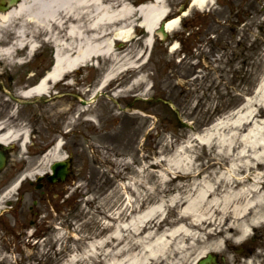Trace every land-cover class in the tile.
<instances>
[{
  "label": "rangeland",
  "instance_id": "rangeland-1",
  "mask_svg": "<svg viewBox=\"0 0 264 264\" xmlns=\"http://www.w3.org/2000/svg\"><path fill=\"white\" fill-rule=\"evenodd\" d=\"M189 2L167 0L172 12L187 8ZM184 26L187 33L182 37L157 34L144 50L147 63L116 78L89 106L74 110L67 99H52L42 104L44 120L36 128L25 120L1 122L13 131L34 134L27 144L31 148L20 150L16 144L8 152L0 174L2 193L37 169L56 140L62 142L60 155L72 157L73 169L53 195L33 190L28 180L35 176L24 178L5 198L13 203L19 199L15 215L0 202L5 227L0 226V264H66L88 253L96 239L162 208L160 201L165 206L174 197L185 201L183 206L166 207L162 230L172 225L179 210L196 201H214V192L210 197L207 192L216 178L214 142L210 144L207 132L238 118L242 106L263 96L264 0H212L201 12L188 13L179 33ZM5 37L4 45L10 44L11 33ZM35 43L34 53L18 51L0 61V75L37 68L43 76L52 64L54 47L41 35ZM143 49L139 43L130 46L126 58L135 59ZM101 62L94 68L93 60L73 75L75 80L89 78L83 88L90 93L110 66L108 59ZM34 199L38 202L32 215L27 208ZM201 228L203 239L210 240L214 223ZM252 233L241 244L230 243L224 253L211 252L218 261L223 258L218 264H264V226ZM108 259L95 260L103 264Z\"/></svg>",
  "mask_w": 264,
  "mask_h": 264
},
{
  "label": "bare ground",
  "instance_id": "bare-ground-1",
  "mask_svg": "<svg viewBox=\"0 0 264 264\" xmlns=\"http://www.w3.org/2000/svg\"><path fill=\"white\" fill-rule=\"evenodd\" d=\"M139 1L20 0L9 10L0 12V61L11 59L22 47H27L29 54L34 53L35 40L39 35L45 36L55 48L53 67L47 77L24 96L45 95L50 85L66 73L74 72L94 59H108L111 67L94 90L102 92L116 78L140 68L138 58L143 57L144 50L154 41L162 20L172 15L164 30L168 34L177 33L179 19L210 5L212 0H192L181 15L169 11L167 0L142 5ZM9 33L13 41L4 45ZM138 43L143 45V51H138L133 60L126 58L128 48ZM175 49V46L171 47L172 52ZM248 103L237 111L238 118L213 126L207 132L210 144L214 142L216 176L214 186L207 192L208 197L214 192V201H196L189 209L179 210L172 225L163 230L166 207L183 206L185 201L174 197L169 206L160 201L162 208L147 211L144 218L133 219L110 235L96 239L90 243L88 253L82 257L73 256L66 264H78L79 259L82 264H99L95 259L105 260L106 256L109 259L103 264H193L211 252L224 253L230 243L241 244L250 238L251 232L263 227L264 93L261 98L255 97ZM9 130L0 133V144L20 140L23 148L27 134ZM61 146L62 142L56 141L40 161L39 168L21 177L8 193L24 178L42 174L50 163L62 159ZM228 160L230 165L226 164ZM44 164L46 168L42 167ZM210 223H214V232L209 233L210 240H204L201 226ZM123 231L129 233L121 234ZM102 254L104 257L100 258Z\"/></svg>",
  "mask_w": 264,
  "mask_h": 264
},
{
  "label": "flooded vegetation",
  "instance_id": "flooded-vegetation-1",
  "mask_svg": "<svg viewBox=\"0 0 264 264\" xmlns=\"http://www.w3.org/2000/svg\"><path fill=\"white\" fill-rule=\"evenodd\" d=\"M74 74L76 73L73 72L72 75L69 76V83L67 85L66 83H64L65 85H62V83H58L55 86L57 90L54 93L52 99H55L57 101L67 99L69 108L72 104H75L74 110H78L83 107L81 102L88 100L90 97L89 88H83L84 80H88L89 78L84 77V79L75 80V78H73ZM41 75L42 74L40 71H35L30 78L25 80V75H21L16 72L8 74L1 73L0 94H2L3 97L0 96V119L5 118L6 121L12 123L19 122L20 120H25L29 124H33L34 128L42 123V104L44 102L43 98H30L26 100V98L19 95V93L24 88L36 83ZM67 114L69 113L66 112L61 116L60 120L62 122L67 117ZM43 185L46 184L43 182ZM17 205L18 203H15L12 209L16 208ZM6 206L10 207L11 203L6 202ZM36 206L37 204L31 205V208L28 209L30 214H36L34 210Z\"/></svg>",
  "mask_w": 264,
  "mask_h": 264
},
{
  "label": "water",
  "instance_id": "water-1",
  "mask_svg": "<svg viewBox=\"0 0 264 264\" xmlns=\"http://www.w3.org/2000/svg\"><path fill=\"white\" fill-rule=\"evenodd\" d=\"M20 0H0V12L6 11L10 9L13 5H15ZM159 32L165 36L163 24L159 27ZM5 163V156L3 152L0 150V170L3 168ZM70 163L68 160L62 162H55L51 165L50 170L51 174L47 176V179L50 182H55L57 180L63 181L66 174L69 171ZM197 264H215V257L211 254H207L205 258L200 259Z\"/></svg>",
  "mask_w": 264,
  "mask_h": 264
}]
</instances>
